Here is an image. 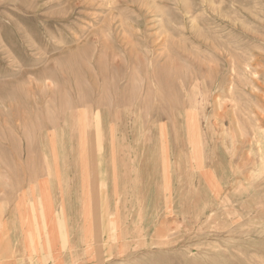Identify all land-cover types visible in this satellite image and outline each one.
<instances>
[{
	"label": "rangeland",
	"instance_id": "rangeland-1",
	"mask_svg": "<svg viewBox=\"0 0 264 264\" xmlns=\"http://www.w3.org/2000/svg\"><path fill=\"white\" fill-rule=\"evenodd\" d=\"M4 208L0 264H264V0H0Z\"/></svg>",
	"mask_w": 264,
	"mask_h": 264
},
{
	"label": "crops",
	"instance_id": "crops-1",
	"mask_svg": "<svg viewBox=\"0 0 264 264\" xmlns=\"http://www.w3.org/2000/svg\"><path fill=\"white\" fill-rule=\"evenodd\" d=\"M52 186V185H51ZM47 189V188H46ZM49 190V189H48ZM49 192H50V195H51V191L49 190ZM53 195V194H52ZM23 198V200H24V198H25V196H23V194H22V196H20V199H22ZM51 199H52V197L50 196V198H49V200H47V206H50V208H51V210H52V214H54V208H53V206L51 205ZM21 201V200H20ZM22 202V201H21ZM22 208V206L20 207V209ZM19 209V210H20ZM14 210V216L13 217H10V213L12 212ZM13 210H9V213H8V215H5V214H7L6 213V211H7V209L6 208H4V211H3V213H2V217H1V219L0 220H2V221H0V223L2 224L1 225V227L3 226V223L5 224V222L4 221H6L7 220V223H6V227H8L10 224H12V221H14L15 220V227H13L14 228V231L13 230H10V232H7V234H6V236H5V240L6 241H4L5 243H8L9 245H10V247H11V244L12 243H15L16 242V237H17V235L18 234H22V231L21 230H18L19 228H20V226H25L26 228H27V223H23L22 224V222L20 221V214H19V212H18V214H17V212L15 211V209L13 208ZM25 213H27V212H23L22 213V215H25L26 216V218H28V215H26ZM17 214V215H16ZM52 214H51V217L47 220V219H45V221L47 220V222H46V229H45V231L43 232V236H45V238H46V245H47V242H48V240H49V245H51V241H50V236H51V233L53 232V228H51L52 227V223H51V221L53 220V217H52ZM3 218V219H2ZM8 218H9V220H8ZM65 219H67V217H65ZM12 220V221H11ZM16 220L19 222V224L17 225V222H16ZM50 221V222H49ZM67 225H69L70 226V224H71V222L67 219ZM17 225V226H16ZM29 226H34V223L33 222H31L30 224H29ZM10 228V227H9ZM12 229V228H11ZM16 229L18 230V231H16ZM28 233H29V231H28V229H26L25 230V233L23 234V239H24V242L25 243H32L33 242V244L35 243V239H32V238H30V236H28ZM34 234V233H33ZM46 234V235H45ZM30 238V240H29V238ZM48 247V245L46 246V248ZM35 248H36V246H35ZM30 258V260L32 259V257H31V252H30V257L28 256V259ZM26 259H27V257L25 256L24 257V259H23V264H27L26 262ZM20 264H22L21 262H20Z\"/></svg>",
	"mask_w": 264,
	"mask_h": 264
},
{
	"label": "bare ground",
	"instance_id": "bare-ground-1",
	"mask_svg": "<svg viewBox=\"0 0 264 264\" xmlns=\"http://www.w3.org/2000/svg\"><path fill=\"white\" fill-rule=\"evenodd\" d=\"M203 100H204V99H203ZM199 101H200V100H199ZM193 102H194V99L192 100V103H193ZM195 102H196V101H195ZM189 103H191V102H189ZM198 103H199V102H198ZM193 104H194V103H193ZM193 104H192V105H193ZM217 111H218V110H217ZM95 116H96V115H95ZM98 119H99V118H98ZM206 119H208V118H206ZM219 119H220V118H219ZM215 123H216V122H215ZM212 125H213V124H212ZM212 125H211V126H212ZM215 127H216V126H215ZM99 130H100V127H99ZM97 131H98V130H97ZM100 131H101V130H100ZM98 133H99V132H98ZM98 133H97V134H98ZM225 133H226V132H225ZM213 139H214V137H213ZM221 142H222V141H221ZM206 155H207V154H206ZM97 171H98V169H97ZM95 173H97V172H96V168H95ZM98 173H99V172H98ZM101 174H102V173H101ZM101 174H100V175H101ZM96 175H98V174H96ZM102 175H103V174H102ZM98 176H99V175H98ZM96 177H97V176H96ZM98 178H99V177H98ZM100 179H101V176H100ZM92 180H93V179H92ZM94 180H97V179L94 178ZM90 182H91V181H89V183H90ZM103 183H104V182H103ZM97 184H98V183H97ZM90 186H91V183H90ZM90 186H89V187H90ZM90 188H91V187H90ZM227 192H228V191H227ZM89 199H90V198H89ZM226 200H227V199H226ZM88 201H89V200H88ZM229 201H230V200H229ZM50 212H51V211H50ZM44 215H45V214H43V216H44ZM48 217H49V216H48ZM48 217H46V219H47ZM25 219H26V216H25L24 220H25ZM27 220H28V218H27ZM27 220H26V221H27ZM103 221H104V220H103ZM5 222H7V220H6ZM28 222H29V220H28ZM28 222H27V223H28ZM101 222H102V220H101ZM103 223H104V222H103ZM45 224H46V222H45ZM55 224H57V223H55ZM3 225H4V224H3ZM5 225H6V223H5ZM27 225H28V224H27ZM57 225H58V224H57ZM58 226H59V225H58ZM27 227H28V226H27ZM80 228H81V227H80ZM27 229H28V228H27ZM29 230H30V229H29ZM30 233H31V231H30ZM42 233H43V232H42ZM42 233H41V234H42ZM29 235H30V234H29ZM30 236H31V235H30ZM30 238H32V237H30ZM43 238H44V237H43ZM54 239H55V238H54ZM0 240H1V238H0ZM55 241H56V239H55ZM61 241H62V240H61ZM44 242H45V241H44ZM62 245H63V244H62ZM40 248H42V247L40 246ZM18 263H19V262H18ZM19 264H20V263H19Z\"/></svg>",
	"mask_w": 264,
	"mask_h": 264
}]
</instances>
